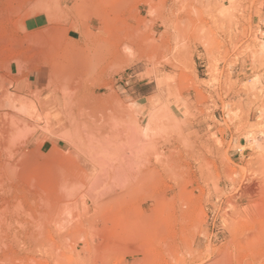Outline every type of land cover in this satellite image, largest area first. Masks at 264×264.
I'll return each instance as SVG.
<instances>
[{"label": "rangeland", "instance_id": "rangeland-1", "mask_svg": "<svg viewBox=\"0 0 264 264\" xmlns=\"http://www.w3.org/2000/svg\"><path fill=\"white\" fill-rule=\"evenodd\" d=\"M50 100L65 139L44 128ZM100 111L117 130L157 117L144 160L172 153L197 185L166 177L172 190L152 182L112 206L108 192L83 221L80 196L54 187L98 152L72 133L108 123ZM2 115L29 128L9 161L0 143V264H264V0H0ZM54 190L74 207L55 224L40 218ZM156 197L165 205L153 210Z\"/></svg>", "mask_w": 264, "mask_h": 264}, {"label": "bare ground", "instance_id": "bare-ground-1", "mask_svg": "<svg viewBox=\"0 0 264 264\" xmlns=\"http://www.w3.org/2000/svg\"><path fill=\"white\" fill-rule=\"evenodd\" d=\"M124 9V8H123ZM127 10V9H125ZM128 12V10H127ZM111 32V31H110ZM122 33V32H121ZM111 35V34H110ZM122 35V34H119V36ZM118 34L116 35V37H119ZM114 37V35H113ZM113 37H110V38H113ZM114 49V48H113ZM115 51V50H113ZM115 53V52H114ZM112 52V54H114ZM117 53V52H116ZM115 56V55H114ZM112 57V56H111ZM116 58V57H115ZM52 68V67H51ZM54 68V67H53ZM49 72H50V69H49ZM54 72H55V69H54ZM51 76V75H49ZM36 92V91H35ZM56 94V93H55ZM37 95V93H36ZM54 95V94H53ZM34 96V95H33ZM40 95L36 96L35 99L36 101L38 100V97ZM53 97V96H52ZM54 98V97H53ZM79 98V97H78ZM40 99V98H39ZM52 99V98H51ZM49 100V99H48ZM47 100V101H48ZM76 100V99H75ZM74 100V101H75ZM51 101V100H50ZM54 102V101H53ZM37 103V102H36ZM76 103V102H75ZM49 104V102H48ZM52 104V101L50 103V105ZM40 105V104H39ZM48 105V110H46V112L43 113V117H44V121H45V124H44V128L47 126H51L50 130H60L59 132L60 133V137L62 138H67V136H65L63 133V131L65 132V126L64 125H61L62 124V118L64 119V117H62L60 114V112H64V110H55V106L54 104H52L51 106ZM41 107H43L42 105H40ZM64 107V106H63ZM120 109V108H119ZM118 109V110H119ZM41 110V109H40ZM44 110V109H42ZM89 111V110H88ZM98 111V110H97ZM66 112V111H65ZM71 113V112H70ZM85 113V112H84ZM100 114H102L103 112H98ZM115 113V112H114ZM113 113V114H114ZM104 115H106L105 113H103ZM112 114V113H111ZM70 115V114H69ZM88 115V114H87ZM103 115V116H104ZM72 116V115H71ZM83 116V115H81ZM89 116H92L90 115L89 113ZM89 116H87V118H90ZM98 116V115H97ZM113 116V115H112ZM154 116V115H153ZM80 117V115L78 116ZM85 117H86V114H85ZM100 117V116H99ZM107 117V115H106ZM104 117L105 120L106 119H110V117ZM37 118V117H36ZM40 118V117H39ZM67 118V117H66ZM76 118V117H75ZM101 118L102 115H101ZM100 118V120H101ZM9 119V120H8ZM92 120V117L90 118ZM114 119V118H113ZM155 119H158L157 117H155ZM155 119L151 116V118L149 119V121L147 122V125L145 127V129H143V131H135L133 129V131H128V129L126 130V128H120L119 127V130H117V127L115 126L114 129H111L108 124L111 123V121L108 122V120H106L108 123L104 124V125H101V126H98V127H94V128H87V129H84L85 130V133L82 134L80 133V131H78L77 129V125L75 126L76 128L73 129V133H72V136H73V141L74 142H85L88 141L90 143H93L94 144V147L93 149H97L98 152H92V154L88 153L87 152V156H84L86 158V160H82L81 163L79 165H76L74 166V170L72 171V175L71 174H66L64 169H61L59 172H58V176H57V182L55 181V187L54 188H57L59 187V189L61 190V192L65 195L66 191H67V195L68 196H80L81 198V212L83 213V221L89 223L90 220H92V216H89L88 214V211H89V206L87 205V202L90 203V205L93 207V212H97L98 211V208L100 207V205L102 206V204H108V205H111L113 204L114 205V201H117V202H121V201H124V198L126 196H132L133 194L135 195V191H138L139 188H143V186H145V184L147 185H151L152 182L157 183L158 184V187H161V188H166V189H169V190H172L173 188L168 186L167 184L164 183V179L169 178V180H171L173 182V184L175 185V187L179 188L180 191L182 190H186L188 189V184L190 183H195L196 182V178H194L193 176H190L188 178L189 175H180V176H177L176 174L178 173H181L183 172V170H180L178 169V165H176V162L170 160V158L173 156L172 153L171 154H166L164 155L163 157V161L161 162V159L160 161L158 162V160L156 162H149V161H145L144 160V155L145 153L147 152V150L149 149L151 151V146H154L152 145L153 144V139L152 140H145V133L146 131L148 130H154V127H158V123H156ZM97 120V119H96ZM99 120V119H98ZM103 120V119H102ZM116 120V119H114ZM123 120V119H122ZM121 120V121H122ZM65 121V120H64ZM68 121V120H67ZM70 121V120H69ZM68 121V122H69ZM73 121V119H72ZM70 121V124L71 122ZM124 121V120H123ZM23 122H26V121H23ZM21 122L20 120H18L17 118L14 119L13 117H8L7 115H2L0 117V143L2 144L3 146V149L5 150V159L8 160V155H9V152L8 150L11 148L10 146L15 144V143H19L24 145L26 144L25 143V140L23 139L24 136H25V133H26V128H29V127H26V124L29 125L28 123H23ZM75 122V121H74ZM86 122H88L86 120ZM129 122V121H128ZM78 123V122H76ZM97 123V122H96ZM105 123V122H103ZM117 123V122H116ZM69 124V125H70ZM85 124V123H83ZM92 124V122H91ZM164 124V123H162ZM73 125V124H72ZM94 125V124H93ZM86 126V125H85ZM119 126H122V125H119ZM67 127V126H66ZM71 127V125H70ZM69 127V128H70ZM79 127V126H78ZM89 127V126H88ZM37 128V127H36ZM56 128V129H55ZM72 128V127H71ZM31 129V128H30ZM35 129V128H34ZM46 129V128H45ZM44 129V130H45ZM48 129V128H47ZM77 129V130H76ZM43 130V129H42ZM63 130V131H61ZM157 129H155L156 131ZM28 131V130H27ZM159 131V130H158ZM49 132V131H48ZM71 133V132H70ZM4 134V135H3ZM135 134L138 135L137 139H135ZM155 136V135H153ZM158 138V137H157ZM121 139H125L127 141V143L129 142L130 145H129V148H127V151L125 150V147L124 145L122 144V142L120 141ZM91 140V141H90ZM72 142V143H74ZM145 142H147L148 144L145 145ZM159 142V141H158ZM87 143V142H86ZM89 143V144H90ZM83 144V143H82ZM88 145V143L86 144V146ZM92 145V144H91ZM202 145V144H201ZM6 146V147H4ZM74 146V145H73ZM83 146V145H82ZM84 147V146H83ZM203 147V146H201ZM206 147V146H205ZM80 148V147H79ZM35 149V148H34ZM83 149V148H82ZM89 151H90V147L88 148ZM92 149V147H91ZM3 150V151H4ZM77 150V149H76ZM103 151H110V152H117L119 156H117V158L115 160H108L107 158H104V155L102 156L101 152L103 153ZM126 151V152H125ZM191 151V150H190ZM56 153V152H55ZM148 153V152H147ZM178 153V152H177ZM39 154V153H38ZM150 155V154H149ZM148 155V158H150ZM181 155V154H179ZM7 156V157H6ZM11 156V155H10ZM9 156V157H10ZM57 156V155H56ZM83 156V155H82ZM114 155H111V159H113ZM147 156V155H145ZM106 157H107V154H106ZM115 157V156H114ZM193 157H195L196 160H199V157H200V153L198 152H194L193 151ZM173 158V157H172ZM171 158V159H172ZM201 158V157H200ZM11 159V158H10ZM155 160V159H154ZM206 160V159H205ZM9 161V160H8ZM7 161V162H8ZM85 163H84V162ZM184 161V160H183ZM11 162V161H10ZM63 162V161H61ZM88 162V163H87ZM200 162V161H198ZM197 162V163H198ZM203 162V161H202ZM83 163V164H82ZM92 165L93 166V169L90 171V173H85V171L87 170L86 169V165L88 167V165ZM202 164V163H201ZM200 164V165H201ZM8 165V164H7ZM63 166V165H62ZM71 167V166H70ZM186 167V166H185ZM201 167V166H200ZM160 168V169H158ZM67 169V168H66ZM200 169V168H199ZM1 172V171H0ZM71 173V172H70ZM2 176V175H1ZM4 176V175H3ZM2 176V177H3ZM54 176V175H53ZM200 177V176H199ZM2 179V178H1ZM0 179V180H1ZM5 180V179H4ZM198 180V179H197ZM3 181V180H2ZM104 181H107L108 184L107 186H104V187H100L102 182ZM171 182V183H172ZM4 183V181H3ZM2 183V184H3ZM115 184V186L113 185ZM5 185V183H4ZM147 185V186H148ZM197 185V183H195V186ZM146 186V189L147 188H150V187H147ZM193 186V185H192ZM100 187V188H99ZM187 187V188H186ZM138 188V190H136ZM8 189V188H7ZM50 189V188H49ZM98 189V190H97ZM144 189V188H143ZM145 189V190H146ZM165 189V190H166ZM191 189V188H190ZM193 189V188H192ZM6 190V189H5ZM164 190V191H165ZM194 190V189H193ZM9 193H5L8 194V196H10L9 194L12 192L11 190H7ZM141 191H143L141 189ZM139 191V192H141ZM191 191V190H190ZM2 192V191H1ZM5 192V191H4ZM16 192V191H15ZM53 204L51 206H46L43 207L46 208L44 210L43 207L40 206L39 204V207H41V209H43L41 211V215L40 219L41 221H44V217L46 219H51L52 221L51 222H54L53 224L56 223V219L58 221V218L59 217H56L57 215L56 214H60L65 211V210H68V211H72L74 209V207L69 203H61L59 201H57L59 198L62 197V195L60 194V192H58L57 190H54L53 191ZM108 192H111L112 194H108V200L106 199V202L102 203V204H97V200L98 198L100 197H104L106 193ZM147 192V191H146ZM152 192V191H151ZM172 192V191H171ZM192 192V191H191ZM20 192L17 191L15 193V195L19 194ZM39 193V192H38ZM79 193V194H78ZM4 194V193H3ZM42 194V193H41ZM138 194V193H137ZM157 194V193H156ZM22 195V194H21ZM48 195V193H47ZM46 195V196H47ZM133 195V196H134ZM155 195V194H154ZM160 194H158L159 196ZM39 196V194H38ZM41 196V195H40ZM106 196V197H107ZM129 196V197H130ZM141 196V195H140ZM147 196V194L145 195ZM144 196V197H145ZM162 196V194L160 195ZM17 197V196H16ZM44 197V196H43ZM49 197V196H48ZM48 197H45L46 200ZM136 197V196H135ZM138 197V196H137ZM136 197V198H137ZM142 197V196H141ZM143 197V198H144ZM180 197V196H179ZM177 197V198H179ZM6 198V196H5ZM44 198V200H45ZM128 198V197H127ZM176 198V199H177ZM2 201H0V206L1 205H8L6 200H4V198H1ZM0 199V200H1ZM8 199V198H7ZM19 199V198H18ZM17 199V200H18ZM101 199V198H100ZM115 199V200H114ZM155 199V198H154ZM153 199V200H154ZM157 199V197H156ZM45 200V201H46ZM62 200V198H61ZM60 200V201H61ZM103 200V199H102ZM114 200V201H113ZM8 201V200H7ZM43 201V200H42ZM44 201V202H45ZM150 201V200H149ZM156 201V202H155ZM153 202L154 203V209H158V207H161L163 205H165V202L164 200L162 199H157ZM168 201V200H167ZM17 202V201H16ZM99 202V201H98ZM116 202V203H117ZM130 202V201H128ZM133 202V201H131ZM126 203V202H125ZM179 203V201H178ZM11 204V203H10ZM17 204V203H15ZM42 204V203H41ZM74 204V203H72ZM119 204V203H118ZM121 204V203H120ZM168 204V203H167ZM106 206V207H109V206ZM9 206V205H8ZM7 206V207H8ZM112 206V205H111ZM110 206V207H111ZM103 207V206H102ZM115 207L116 204H115ZM123 207V206H122ZM164 207V206H163ZM182 207V206H181ZM162 208V207H161ZM21 209V208H20ZM119 209V208H118ZM184 210V209H182ZM67 211V212H68ZM78 211V210H77ZM76 211V212H77ZM115 211V210H114ZM185 212V211H184ZM81 213V215H82ZM171 213V212H170ZM173 214V213H172ZM26 215V214H25ZM5 216V215H4ZM143 216V215H142ZM139 217V216H138ZM137 217V218H138ZM0 218H5V217H0ZM55 218V219H53ZM80 219V218H79ZM94 219V218H93ZM180 219V218H179ZM3 221V220H2ZM49 221V220H48ZM145 221V220H144ZM1 222V221H0ZM4 222V221H3ZM47 222V221H46ZM50 222V221H49ZM138 222V221H137ZM143 222V221H142ZM48 223V222H47ZM46 223V224H47ZM78 223V222H77ZM128 223V222H127ZM132 223V222H131ZM3 224V223H2ZM52 225V223H50ZM83 224V223H82ZM85 224V223H84ZM126 224V223H125ZM137 224V223H136ZM1 225V223H0ZM17 225H20V227L22 226L21 224H17ZM57 225V224H56ZM80 225V224H79ZM10 226V224H9ZM77 226V225H76ZM81 226V225H80ZM85 226V225H84ZM123 226V225H122ZM167 226V225H166ZM44 227V225H43ZM55 227V226H54ZM73 227V226H72ZM71 227V228H72ZM79 227V226H78ZM82 227V226H81ZM23 228V227H21ZM48 228V227H47ZM83 228V227H82ZM85 228V227H84ZM141 228V227H140ZM25 229V227H24ZM54 229V228H53ZM2 229V226L0 227V235L2 237H4L5 239H8L7 238V235L8 232H7V229L4 230ZM10 230V229H9ZM56 230V229H55ZM54 230V231H55ZM58 230V229H57ZM127 230V229H126ZM81 231V230H80ZM84 231V230H83ZM132 231V230H131ZM135 231V230H134ZM17 232V231H16ZM78 233V232H77ZM136 234V233H135ZM133 235V234H132ZM14 236V235H13ZM194 237V235H193ZM48 238V237H47ZM53 238V237H52ZM21 239V238H20ZM63 239V238H62ZM19 240V239H18ZM53 240V239H52ZM13 241V240H12ZM7 243V242H6ZM175 244V243H174ZM172 246V245H171ZM167 247V246H166ZM177 248V247H176ZM25 249V247H24ZM23 249V250H24ZM179 249V248H178ZM4 250V249H3ZM21 250V249H20ZM180 250V249H179ZM174 251V249H173ZM5 252V250H4ZM167 253V252H166ZM169 253V252H168ZM167 253V254H168ZM175 253V252H173ZM179 253V252H178ZM190 253V252H189ZM3 254V252H2ZM21 254V253H20ZM176 256L177 253H175ZM5 255V254H3ZM57 256V254H55ZM173 255V254H172ZM12 256V255H11ZM174 256V255H173ZM180 256V255H179ZM5 257V256H4ZM6 258V257H5ZM5 259H3L4 261ZM7 260V259H6ZM5 260V261H6ZM59 260V259H58Z\"/></svg>", "mask_w": 264, "mask_h": 264}]
</instances>
